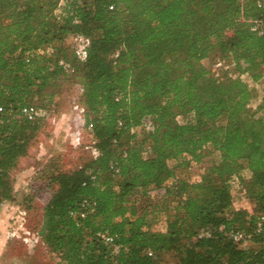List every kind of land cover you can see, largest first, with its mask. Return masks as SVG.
<instances>
[{
	"label": "trees",
	"instance_id": "obj_1",
	"mask_svg": "<svg viewBox=\"0 0 264 264\" xmlns=\"http://www.w3.org/2000/svg\"><path fill=\"white\" fill-rule=\"evenodd\" d=\"M254 21L259 31L249 30ZM75 35L87 39L83 54L66 43ZM209 57L228 60L233 73L215 77ZM263 72L255 0H0V203L13 200L10 172L42 120L21 109L53 106L75 81L96 153L40 187L49 197L36 233L50 259L166 264L170 253L175 264H264V224L255 231L264 215V96L252 88ZM214 152L195 179L168 165ZM243 168L252 212L234 208L229 191ZM152 189L162 192L152 199ZM156 212L166 214L160 233L149 231ZM233 231L258 247H242Z\"/></svg>",
	"mask_w": 264,
	"mask_h": 264
},
{
	"label": "rangeland",
	"instance_id": "obj_2",
	"mask_svg": "<svg viewBox=\"0 0 264 264\" xmlns=\"http://www.w3.org/2000/svg\"><path fill=\"white\" fill-rule=\"evenodd\" d=\"M66 43L73 49L80 46L73 36L68 37ZM217 61H221L222 65L215 67ZM204 64L219 79L233 73L231 63L225 59L209 57L204 60ZM252 88L257 98L261 99L264 96V78L254 81ZM80 93V85L75 81L61 87L53 106L47 108L46 115L39 121L27 154L19 157L10 172L13 200L0 203V264H54L47 249L39 241L34 243L33 233L41 220L42 207L49 194V191H43L40 187L53 170H72L94 155L91 148L92 134L81 127V113L79 107L74 106V100ZM256 106L257 102L251 104L252 109H256ZM177 119L184 120L181 116ZM217 159L218 154L214 152L204 156L201 162L191 161L188 167L178 166V162L172 159L168 165L178 176L195 179L203 165ZM235 177L237 179L229 181L232 205L252 212L254 205L248 192L252 189L249 182L251 172L243 168ZM23 211L26 213L23 214ZM150 223L149 231H164L166 214L156 212ZM22 237L26 240L23 241ZM165 262L175 264L174 257L170 253L166 254Z\"/></svg>",
	"mask_w": 264,
	"mask_h": 264
},
{
	"label": "built area",
	"instance_id": "obj_3",
	"mask_svg": "<svg viewBox=\"0 0 264 264\" xmlns=\"http://www.w3.org/2000/svg\"><path fill=\"white\" fill-rule=\"evenodd\" d=\"M255 2H256L257 6H258L260 9L264 10V0H255ZM246 20L250 21V19H246ZM249 30L252 31V32L259 31L258 23H256V21H254V22L252 23V25L249 27ZM74 38L80 42V46L78 47V51L81 52V53L83 54V53H84V47H85L86 44H87V39L81 37L80 35H75ZM221 65H222V62H221V61H217V62L214 63V66H215V67H219V66H221ZM217 76H218V75H215V77H217ZM262 78H264V72H263V74H262ZM74 104H75V105H74L75 107H79V111H80V113H81V115H79V118H80V121H81V127L84 128V127H83L84 120H83L82 108H81L77 103H74ZM46 113H47V109H46V108L39 107V106L32 105V104H30V105H26V106H24V107L21 109V114H22L24 117H26L28 120H31V121L44 117V116L46 115ZM178 117H179V116H178ZM181 117H182V116H181ZM143 126H144V130H145V131H150V130H152V129H153V119L148 118V119L145 121V123H144ZM92 150H93V153L95 154V153H96L95 149L92 148ZM231 179L234 180V179H237V178H236L235 175H234L233 177H231ZM231 179H230L229 181H231ZM161 192H162V190L152 189V190L149 191V196H150V198L154 199L155 196L157 197V195H158L159 193H161ZM47 194H48V193H47ZM48 197H49V194H48ZM48 197H47V198H48ZM46 200H47V199H46ZM45 202H46V201H45ZM82 205H86V206H87L88 203L84 200V201L82 202ZM22 213L25 214L26 212L23 211ZM263 224H264V215H263V214H260V215L258 216L257 221H256V224H255V231H256V232L261 231ZM33 234H34V236H35V238H34V243H36V242H38V241L41 243V241L39 240V237H38L36 231H35ZM101 236H102L106 241L111 240L110 237H108V236H107L106 234H104V233L101 234ZM230 236L233 238L234 241H239V242L241 243V246H242V247H251V248H254V249H256V248L258 247V244H255V243L250 242V241H249V235L244 234L242 231H233V232L230 233ZM22 239H23V241L26 240V239L23 238V237H22ZM41 244H42V243H41ZM42 245H43V244H42ZM43 246H44V245H43ZM44 247H45V246H44ZM45 248H46V247H45ZM54 264H57V263L54 262Z\"/></svg>",
	"mask_w": 264,
	"mask_h": 264
},
{
	"label": "crops",
	"instance_id": "obj_4",
	"mask_svg": "<svg viewBox=\"0 0 264 264\" xmlns=\"http://www.w3.org/2000/svg\"><path fill=\"white\" fill-rule=\"evenodd\" d=\"M235 208V207H234Z\"/></svg>",
	"mask_w": 264,
	"mask_h": 264
}]
</instances>
